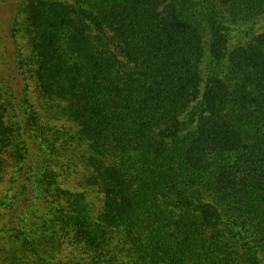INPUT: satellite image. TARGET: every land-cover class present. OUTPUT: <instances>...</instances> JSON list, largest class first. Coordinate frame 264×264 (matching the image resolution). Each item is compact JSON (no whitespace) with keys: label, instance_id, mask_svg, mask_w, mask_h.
I'll list each match as a JSON object with an SVG mask.
<instances>
[{"label":"trees","instance_id":"obj_1","mask_svg":"<svg viewBox=\"0 0 264 264\" xmlns=\"http://www.w3.org/2000/svg\"><path fill=\"white\" fill-rule=\"evenodd\" d=\"M0 264H264V0H0Z\"/></svg>","mask_w":264,"mask_h":264},{"label":"rangeland","instance_id":"obj_2","mask_svg":"<svg viewBox=\"0 0 264 264\" xmlns=\"http://www.w3.org/2000/svg\"><path fill=\"white\" fill-rule=\"evenodd\" d=\"M30 85H32V82H30ZM34 85V84H33ZM33 85H32V88H33Z\"/></svg>","mask_w":264,"mask_h":264}]
</instances>
